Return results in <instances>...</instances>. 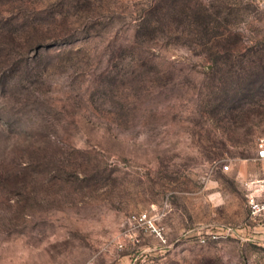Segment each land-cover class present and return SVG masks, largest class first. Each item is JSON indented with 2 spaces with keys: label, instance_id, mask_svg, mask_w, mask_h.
<instances>
[{
  "label": "rangeland",
  "instance_id": "1",
  "mask_svg": "<svg viewBox=\"0 0 264 264\" xmlns=\"http://www.w3.org/2000/svg\"><path fill=\"white\" fill-rule=\"evenodd\" d=\"M262 137L264 0H0V264H264Z\"/></svg>",
  "mask_w": 264,
  "mask_h": 264
},
{
  "label": "built area",
  "instance_id": "2",
  "mask_svg": "<svg viewBox=\"0 0 264 264\" xmlns=\"http://www.w3.org/2000/svg\"><path fill=\"white\" fill-rule=\"evenodd\" d=\"M254 160L259 161L264 167V137L260 138L257 142ZM223 168L228 169V164L224 163ZM258 186L256 192L259 193L249 194L247 196V204L249 207L250 214L253 217H257L259 215L264 214V183ZM132 218L141 223L148 222L152 226L154 231L156 233H159L154 227L153 223L147 218L146 213H138L136 215H132Z\"/></svg>",
  "mask_w": 264,
  "mask_h": 264
}]
</instances>
